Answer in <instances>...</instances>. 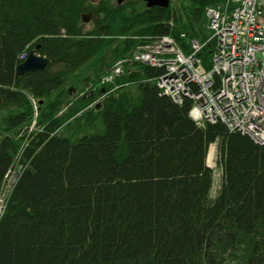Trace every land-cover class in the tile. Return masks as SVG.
Wrapping results in <instances>:
<instances>
[{"label":"trees","instance_id":"1","mask_svg":"<svg viewBox=\"0 0 264 264\" xmlns=\"http://www.w3.org/2000/svg\"><path fill=\"white\" fill-rule=\"evenodd\" d=\"M224 2L0 0V191L16 171L0 264H264V145L195 123L189 98L159 92L162 67L129 58L163 34L187 51L209 34L205 7ZM36 45L46 65L17 73Z\"/></svg>","mask_w":264,"mask_h":264},{"label":"built area","instance_id":"2","mask_svg":"<svg viewBox=\"0 0 264 264\" xmlns=\"http://www.w3.org/2000/svg\"><path fill=\"white\" fill-rule=\"evenodd\" d=\"M205 15L209 34L203 40L190 38L187 51L163 34L137 43L129 58L162 67L154 78L159 92L177 103L189 98L187 113L195 123L219 120L264 145V0H226L222 6H206ZM209 39L214 47L205 68L199 51ZM25 55L23 49L18 58ZM121 61H115L104 81L119 73ZM15 177L11 167L4 173L0 214Z\"/></svg>","mask_w":264,"mask_h":264},{"label":"water","instance_id":"3","mask_svg":"<svg viewBox=\"0 0 264 264\" xmlns=\"http://www.w3.org/2000/svg\"><path fill=\"white\" fill-rule=\"evenodd\" d=\"M117 3L120 2V0H115ZM144 5L146 7L157 5L160 7H165L168 5L169 0H143ZM80 18L82 22H87L91 18V11L82 12L80 14ZM37 45L28 50L26 56L20 60L15 68L16 72L20 73L27 70H34V69H40L43 68L47 63V58L43 55H40L36 52Z\"/></svg>","mask_w":264,"mask_h":264},{"label":"rangeland","instance_id":"4","mask_svg":"<svg viewBox=\"0 0 264 264\" xmlns=\"http://www.w3.org/2000/svg\"><path fill=\"white\" fill-rule=\"evenodd\" d=\"M92 1L95 2L96 0H92ZM109 1L112 2V3L116 2L115 0H109ZM123 1H125V0H120V2H123ZM138 1H140V0H138ZM143 4H144V1H143ZM90 26H91V18L87 22H84V27L89 28ZM214 159H215V142H211L208 145L207 152H206V157H205V163L207 165H209L210 167H212V178H213V181H212V185H211V188H210V192L211 193L214 192V189H215V187H216V185L218 183V177H219V167L215 163Z\"/></svg>","mask_w":264,"mask_h":264},{"label":"bare ground","instance_id":"5","mask_svg":"<svg viewBox=\"0 0 264 264\" xmlns=\"http://www.w3.org/2000/svg\"><path fill=\"white\" fill-rule=\"evenodd\" d=\"M19 162H20V161H19ZM19 162H18V163H19ZM24 163H25V162H24ZM15 166H16V165H15ZM17 166H18V165H17ZM15 169H16V168H15Z\"/></svg>","mask_w":264,"mask_h":264}]
</instances>
